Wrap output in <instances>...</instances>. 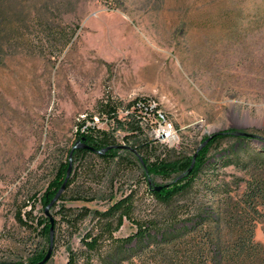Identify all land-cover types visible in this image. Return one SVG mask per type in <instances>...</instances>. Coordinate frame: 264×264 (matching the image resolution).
Listing matches in <instances>:
<instances>
[{"label": "rangeland", "instance_id": "374dc122", "mask_svg": "<svg viewBox=\"0 0 264 264\" xmlns=\"http://www.w3.org/2000/svg\"><path fill=\"white\" fill-rule=\"evenodd\" d=\"M66 11L50 10L56 24L43 36L26 25L24 41L1 56L0 264L47 255L39 199L82 124L151 163L186 159L192 169L218 133L249 136L213 144L198 179L168 204L150 185L170 188L185 173L148 177L129 150L76 161L50 210L47 264H214V235L228 247L251 224L264 245V0H80ZM159 114L176 141L161 138ZM130 196L132 213L114 219L110 238L100 215ZM148 224L186 231L123 253L119 240Z\"/></svg>", "mask_w": 264, "mask_h": 264}, {"label": "trees", "instance_id": "16d2710c", "mask_svg": "<svg viewBox=\"0 0 264 264\" xmlns=\"http://www.w3.org/2000/svg\"><path fill=\"white\" fill-rule=\"evenodd\" d=\"M79 2L80 0H0V60L2 55L11 54L12 50L16 48L20 42L24 41L25 34H23V28L26 25H41L42 28H45V30H42L41 32L43 36L46 29L47 31L52 30V27L56 24V18L52 17L50 10L53 9L59 13L62 12V10L69 11L72 6L76 7ZM83 126L84 124L80 126V130L78 131L79 140L85 138V144L93 147L95 151H103L107 148L117 146L107 132H99V134L96 135L92 132L91 128H86V130L82 132L81 129ZM233 137L248 140V138L245 139L243 137L236 136V133L232 132L218 133L212 138L206 147L200 150L197 155L195 166L191 171V161L186 159L178 160L175 163L167 161L159 163V160L151 163L146 158H142V161L139 159L140 164L143 169H145V173L148 177L151 175H161L167 178L171 177L173 174L185 173V176H183L180 183L173 184L170 188H163L161 191H156V187H152V185H150L148 190L151 195L161 203L168 204L172 201L174 202L177 197L187 192V187L191 185L192 181L195 182L196 179H198L199 175L206 167L208 163L207 154L209 153L211 146L217 142ZM121 151L126 150L112 148L105 153L98 154L97 152L90 150L77 149L72 154V165L76 161L84 159L92 153H95L98 157L107 160L118 157ZM261 152L264 153V151ZM70 163L69 156L65 162H62L58 166L54 178L49 183L43 195L40 197L39 201L44 208L50 205L64 184L67 178ZM71 184L72 179L70 177L66 190L71 186ZM63 195L59 200H62ZM36 197L37 196H35V198ZM131 207L132 196L121 199L115 203L111 209L100 215V220L108 223L106 225V229L109 231L110 238H113V233L116 231V227H113L114 219L117 223H122L124 217H130L132 213ZM30 216L31 213H25V217L27 219L31 218ZM17 220L20 223L27 225L23 220L21 210L17 213ZM39 224L42 227V235L49 240L51 229V222L49 218L41 219ZM241 227L246 228L245 231L248 235L247 238H241V236L237 237L234 240V244H230L228 247L221 243L218 235H214V264H264V245L254 242L253 225L251 224L249 227H247V225H243ZM158 228L159 227L154 224H148L145 227L140 226L136 233L126 239L119 240L120 245L123 246V253L126 254V252H131V249L128 250L125 247L128 243H132L133 241H135L136 245H138L137 252L139 254L143 251L144 245H150V243L153 244V242L157 240V238H155L157 235H161V244H172L181 239L183 236L182 233L186 231L184 226L179 230L170 229L168 231L166 229L161 231ZM90 239L91 242H87V245L90 246V248H93L92 244L95 243L94 241H96V239L94 238V240L92 237H90ZM44 257V251H38L30 260L29 264H36L42 261ZM69 264H73V258L69 261Z\"/></svg>", "mask_w": 264, "mask_h": 264}, {"label": "water", "instance_id": "95a60500", "mask_svg": "<svg viewBox=\"0 0 264 264\" xmlns=\"http://www.w3.org/2000/svg\"><path fill=\"white\" fill-rule=\"evenodd\" d=\"M236 136H240V137L241 136H246L247 137L249 135L248 134H245V133H240L239 132V133L236 134ZM209 141H210V139H208L206 141V143L209 142ZM112 148L113 149H119V150H129V151H132L142 161V158L139 156V154L136 152V150H134V149H132L130 147H127V146H114V147H111V148H107V149H105L103 151H95V149L93 147L88 146V145L85 144V138L77 141L76 144L74 145V147H73V149L71 151V154H70V162L71 163H70V166H69L67 178H66L64 184L62 185L61 189L59 190V192L56 194L55 198L52 200V202L50 203V205L47 206L46 209H45V214H46V216L49 218V220L51 222V235H50V242H51V244H50V249H49L47 255L45 256V258L42 261H40V262H38L36 264H47L50 261V259L52 258L53 248H54V225H55V222H54V219L50 215V210L59 201L60 197L66 191L67 183H68V181H69V179L71 177L72 168H73V165H72V154H73V152L75 150H77V149H85V150H90V151H93V152H97L98 154H102V153H105L109 149H112ZM191 170H192V168H190V171ZM161 189L162 188H160V187L159 188H156V191H161ZM4 264H14V263H4Z\"/></svg>", "mask_w": 264, "mask_h": 264}, {"label": "built area", "instance_id": "2783aa9c", "mask_svg": "<svg viewBox=\"0 0 264 264\" xmlns=\"http://www.w3.org/2000/svg\"><path fill=\"white\" fill-rule=\"evenodd\" d=\"M157 120L160 123H165V125L162 129L161 138L164 140H170L169 138L172 137V135H170V134L175 133L174 129L172 128V126L167 124V120L165 119V117L162 114H159V116L157 117Z\"/></svg>", "mask_w": 264, "mask_h": 264}, {"label": "bare ground", "instance_id": "6f19581e", "mask_svg": "<svg viewBox=\"0 0 264 264\" xmlns=\"http://www.w3.org/2000/svg\"><path fill=\"white\" fill-rule=\"evenodd\" d=\"M170 135H172V137L171 138H169L170 139V141H176V135L174 134V133H171Z\"/></svg>", "mask_w": 264, "mask_h": 264}]
</instances>
